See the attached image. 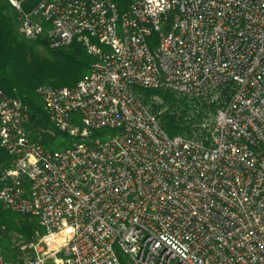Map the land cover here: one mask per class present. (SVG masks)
I'll return each mask as SVG.
<instances>
[{"label":"built area","instance_id":"1","mask_svg":"<svg viewBox=\"0 0 264 264\" xmlns=\"http://www.w3.org/2000/svg\"><path fill=\"white\" fill-rule=\"evenodd\" d=\"M7 1L23 38L95 61L38 90L62 150L0 91V205L39 226L0 264H264V0Z\"/></svg>","mask_w":264,"mask_h":264},{"label":"trees","instance_id":"2","mask_svg":"<svg viewBox=\"0 0 264 264\" xmlns=\"http://www.w3.org/2000/svg\"><path fill=\"white\" fill-rule=\"evenodd\" d=\"M121 10L126 8V0H115ZM18 16L7 0H0V91L3 95L20 100L27 108L30 124L28 128L44 133L54 132L57 137L68 136L59 132L45 111L44 102L38 94L39 88H72L89 75L94 58L79 43L66 48H52L44 39L27 40L18 31ZM39 49L45 50L44 57ZM165 99L172 106L177 101L172 95L165 94ZM167 131L174 136L186 126L182 118L167 115L164 118ZM52 137L45 136L43 145L51 150L67 148V144L52 142ZM9 164V157L0 144V165ZM14 214L0 205V247L7 257H16L10 241ZM18 217V216H16ZM36 220V219H35ZM37 222L15 228L18 234L31 238Z\"/></svg>","mask_w":264,"mask_h":264},{"label":"rangeland","instance_id":"3","mask_svg":"<svg viewBox=\"0 0 264 264\" xmlns=\"http://www.w3.org/2000/svg\"><path fill=\"white\" fill-rule=\"evenodd\" d=\"M39 51L41 52V54L44 56V57H47L48 55H47V53L45 52V50H43V49H39ZM92 57V56H91ZM94 58V57H93ZM94 60H95V58H94ZM29 130H30V132H31V134H32V136H34V137H40V139H41V141L43 140V139H45V136L46 135H49V136H51L52 137V142L54 143V144H58V143H62V142H64V143H66L67 145H68V140L67 139H65L64 137H62V136H59V137H57V135L53 132V134H51V133H44V132H41V131H37V130H34V129H30L29 128ZM68 147V146H67ZM62 150V149H61ZM9 212V211H8ZM9 213H11V214H14V215H16V216H18V217H16V216H14V218H13V221H12V228H13V230H11L12 231V236H23V235H21V234H18V232L15 230V228H21L23 225L25 226V225H31V224H33L34 223V221H36L37 222V220H35V219H33V218H30V217H23V216H19V215H17V214H15V213H13V212H9ZM34 234L32 235V237H36V235H38L39 234V226H38V222H37V226L35 227V229H34ZM24 238H25V240H27V239H29V238H26L25 236H23ZM32 237L30 238V240H32ZM48 264H54V262L52 261V260H50L49 262H48Z\"/></svg>","mask_w":264,"mask_h":264}]
</instances>
